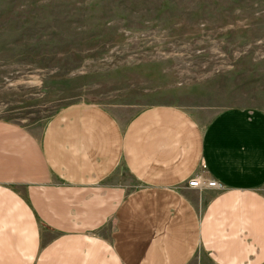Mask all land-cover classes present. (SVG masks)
<instances>
[{"label": "crops", "instance_id": "crops-1", "mask_svg": "<svg viewBox=\"0 0 264 264\" xmlns=\"http://www.w3.org/2000/svg\"><path fill=\"white\" fill-rule=\"evenodd\" d=\"M0 264H264V113L78 105L39 136L0 119Z\"/></svg>", "mask_w": 264, "mask_h": 264}, {"label": "rangeland", "instance_id": "rangeland-1", "mask_svg": "<svg viewBox=\"0 0 264 264\" xmlns=\"http://www.w3.org/2000/svg\"><path fill=\"white\" fill-rule=\"evenodd\" d=\"M78 105L264 113V0H0V119L39 136Z\"/></svg>", "mask_w": 264, "mask_h": 264}, {"label": "built area", "instance_id": "built-area-1", "mask_svg": "<svg viewBox=\"0 0 264 264\" xmlns=\"http://www.w3.org/2000/svg\"><path fill=\"white\" fill-rule=\"evenodd\" d=\"M188 187L199 189V190H202V189L218 190L219 189V185L216 181L211 180L209 178H204L201 175L196 178L191 179L188 182Z\"/></svg>", "mask_w": 264, "mask_h": 264}]
</instances>
